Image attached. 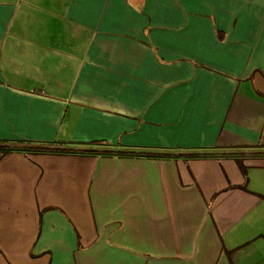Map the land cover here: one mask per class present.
Returning <instances> with one entry per match:
<instances>
[{"label": "crops", "instance_id": "crops-1", "mask_svg": "<svg viewBox=\"0 0 264 264\" xmlns=\"http://www.w3.org/2000/svg\"><path fill=\"white\" fill-rule=\"evenodd\" d=\"M0 264H264V0H0Z\"/></svg>", "mask_w": 264, "mask_h": 264}, {"label": "trees", "instance_id": "trees-1", "mask_svg": "<svg viewBox=\"0 0 264 264\" xmlns=\"http://www.w3.org/2000/svg\"><path fill=\"white\" fill-rule=\"evenodd\" d=\"M49 149V147H38L37 149ZM11 149H13V147H9V149H6L5 151H4V154H6V153H8ZM92 150V149H91ZM93 151H95V149L93 150ZM112 152V151H111ZM143 153H146V152H143ZM241 167H243L242 165H241ZM243 169H244V167H243Z\"/></svg>", "mask_w": 264, "mask_h": 264}]
</instances>
